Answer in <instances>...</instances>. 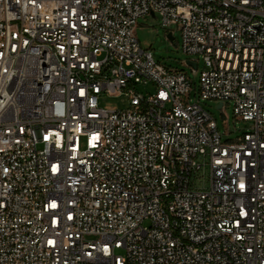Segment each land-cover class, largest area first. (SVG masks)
Segmentation results:
<instances>
[{"label": "built area", "instance_id": "1", "mask_svg": "<svg viewBox=\"0 0 264 264\" xmlns=\"http://www.w3.org/2000/svg\"><path fill=\"white\" fill-rule=\"evenodd\" d=\"M151 13L196 99L141 48ZM0 264H264V0H0Z\"/></svg>", "mask_w": 264, "mask_h": 264}, {"label": "rangeland", "instance_id": "2", "mask_svg": "<svg viewBox=\"0 0 264 264\" xmlns=\"http://www.w3.org/2000/svg\"><path fill=\"white\" fill-rule=\"evenodd\" d=\"M171 32L173 39L170 40L167 34ZM136 36L143 50L151 51L153 57L168 67L178 68L192 80L191 97L196 99L199 86V76L204 68L202 59L198 56L186 55L181 50V35L176 25L168 27L162 26L160 15L156 13L143 15L138 18ZM187 60H198L197 72L194 74L192 68L185 64ZM137 91L143 95L153 90V85H138ZM99 104L106 109H125L128 107V99L125 95H111L102 93L99 96ZM201 106L208 111L216 121L217 128L222 134V139H235L241 133L247 131L251 123L242 119L235 118L232 102H226L221 109L215 100H200ZM196 186L207 187V174L198 173ZM122 252V251H120Z\"/></svg>", "mask_w": 264, "mask_h": 264}, {"label": "water", "instance_id": "3", "mask_svg": "<svg viewBox=\"0 0 264 264\" xmlns=\"http://www.w3.org/2000/svg\"><path fill=\"white\" fill-rule=\"evenodd\" d=\"M151 15L154 16L153 13H151ZM167 37H168V39H170V40L173 39V36H172L171 32H169V33L167 34ZM188 64H190V65L193 66L194 68L196 67V64H195L194 62L189 61V60H188ZM219 106H220V104H218V107H219Z\"/></svg>", "mask_w": 264, "mask_h": 264}]
</instances>
